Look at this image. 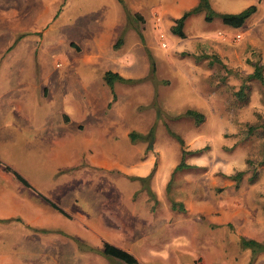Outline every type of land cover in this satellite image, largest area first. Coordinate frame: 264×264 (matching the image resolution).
I'll list each match as a JSON object with an SVG mask.
<instances>
[{
  "label": "rangeland",
  "instance_id": "obj_1",
  "mask_svg": "<svg viewBox=\"0 0 264 264\" xmlns=\"http://www.w3.org/2000/svg\"><path fill=\"white\" fill-rule=\"evenodd\" d=\"M160 1L125 0L131 10L135 2L139 3L147 19L139 13L129 18L122 36L117 37H122L125 47H131L135 54L120 61L126 67L123 72L130 73L133 81L114 84L118 97L115 111L96 109L92 115L106 122L118 136V141L101 145L114 148L120 144L127 165L135 160L146 170L142 181L134 175H103L108 184L107 198L112 201L120 196L125 215L144 214L143 207L157 220H169V230L197 237L199 252L194 260L173 250V264H264V251L254 253L241 245V238L264 244V86L251 77L256 64L263 67L264 75V0H210L218 12H239L250 4L257 9L241 28L229 27L219 18L206 22L203 12L193 14L185 21L183 37L173 34L168 24L154 27L153 10ZM43 2L53 9L59 5L58 0ZM63 5L62 16L54 22L43 23V17L42 22L36 26L30 23L27 33L20 32L13 39L20 41L16 43L14 62L20 54L27 55L29 46H35L29 74L32 62L37 64L46 57L43 70L55 77L49 82H63L54 84L48 100L40 101L39 96V103L48 105V109L54 95L68 90L67 83L72 79L66 74H86V80L102 82L103 70L97 71V65L81 61L78 66L68 65L74 52L69 42L74 41L85 51V47L91 48L93 32L88 35L84 24L85 0H62ZM60 37L64 40L52 49L49 45ZM44 41L47 47H42ZM123 48L122 42L115 52ZM48 52L52 54L48 56ZM58 62L60 66H56ZM110 64L114 63L106 65ZM3 65L1 62L0 68ZM59 85H64L63 89ZM101 86L112 100L105 82ZM188 109L202 114V121L185 115ZM125 128L144 137L132 142L122 136ZM169 131L180 136L183 145ZM181 148L201 151L186 155L188 167L174 171L181 160ZM152 169L153 174L148 176ZM238 172H243L239 179L235 177ZM155 176H159L163 191L158 198L148 196V204H144L141 196ZM77 194L85 197L84 192ZM130 194L137 201L139 213L128 200ZM212 220H220V225ZM192 225L196 226L194 235Z\"/></svg>",
  "mask_w": 264,
  "mask_h": 264
},
{
  "label": "crops",
  "instance_id": "obj_2",
  "mask_svg": "<svg viewBox=\"0 0 264 264\" xmlns=\"http://www.w3.org/2000/svg\"><path fill=\"white\" fill-rule=\"evenodd\" d=\"M58 1L53 9L43 0H0V63L4 62L0 68V264H119V259L103 253L105 243L131 254L138 264H173V250L194 260L199 252L197 237L169 230V220H157L142 206L144 214L125 215L120 196L109 201L108 184L103 181V175L110 174L134 175L141 181L146 177L144 166L139 167L137 161L127 165L120 144L114 148L101 145L116 141L118 136L106 122L93 117L96 109L111 112L117 107L101 86L104 72L131 77L123 72L126 67L120 61L135 54L131 47H125L122 37L117 46V37L122 36L134 14L146 19L140 4L135 2L131 10L125 0H85L84 24L88 35L93 32V45L82 51L79 44L70 41L75 53L69 55L68 65L78 66L79 61L97 65V71L103 70L102 82L86 80V74H66L72 79L67 83L70 94L68 90L58 92L48 109L39 103V96L40 101L48 100L54 84L63 82H49L55 77L43 70L46 57L37 64L32 62L29 74L35 46H29L27 55L20 54L14 62L20 41L13 39L20 32L27 33L28 25L36 26L43 17V23L61 17L64 5ZM198 1H160L153 10L154 27L168 24L170 30ZM63 40L60 37L49 46L56 48ZM122 42L124 48L115 52ZM42 47H47L45 41ZM108 62L114 64L106 65ZM57 87L63 89L64 85ZM132 132L125 128L122 136L134 142ZM88 178L91 181L86 184ZM146 191L141 196L144 204H148V196H161L159 176ZM78 192H84L85 197ZM128 200L135 211L137 201L131 194ZM212 221L220 225V220ZM192 234H196L194 225Z\"/></svg>",
  "mask_w": 264,
  "mask_h": 264
},
{
  "label": "trees",
  "instance_id": "obj_3",
  "mask_svg": "<svg viewBox=\"0 0 264 264\" xmlns=\"http://www.w3.org/2000/svg\"><path fill=\"white\" fill-rule=\"evenodd\" d=\"M256 9H257V7L255 4H250L249 6L245 7L244 9H242L239 12H231V13L230 12H218L212 8L209 0H199L198 3L194 7H192L189 10L184 11L183 14L175 20L174 24L170 28V31L173 34H176L180 37H183L184 36L183 28L185 25V21L191 15L199 13V12L204 13V20L206 22H211L214 18H219L223 24H225L229 27L241 28L244 25L245 21L254 12H256ZM134 16H138V14H134ZM120 42H121V38L118 39L117 46L120 44ZM151 69L154 70V62L153 61H151ZM262 70H263V67L259 64H256L254 67V71L251 74V77L254 79H257L264 86V75H263ZM103 80H104L105 84L109 87V89L112 93V100L111 101H114L116 99V95H115L114 90H113L114 83L116 81L121 82V83L133 81L130 78H125V77L121 76L120 74H118L116 72H112L110 70L104 72ZM185 115L192 117L197 122H200L203 119L202 114H200L199 112H197L193 109L186 110ZM149 133H152V130H150ZM169 133L171 134V136H173L179 142L180 145H183V140L180 136H178L177 134H175L171 131H169ZM143 137H144L143 135H141L139 133H135V132H132L130 134V138L133 141L137 140V139H142ZM147 149H150V145L148 146ZM200 151H201V149L186 150L185 148H181V160L175 166L174 171L182 169V168H187L188 165L184 162V157L186 155H190V154H198ZM152 174H153V169L150 171L148 176H151ZM242 175H243V172H238L235 175V177L237 179H239V178H241ZM253 177H254V175L251 176L249 178V180H252ZM241 245L245 248H250L251 251L254 253L259 252V251H264V244L261 242H258L255 239L241 238ZM103 253L107 256L117 258L120 261H123L124 263H127V264H138L137 260L131 254H129L126 251H123L121 249H118L114 246H111L108 243L104 244Z\"/></svg>",
  "mask_w": 264,
  "mask_h": 264
},
{
  "label": "built area",
  "instance_id": "obj_4",
  "mask_svg": "<svg viewBox=\"0 0 264 264\" xmlns=\"http://www.w3.org/2000/svg\"><path fill=\"white\" fill-rule=\"evenodd\" d=\"M237 36H238V38L240 37V35H237ZM162 45L165 46V42H162ZM60 65H61L60 62H58V63L56 64V66H60Z\"/></svg>",
  "mask_w": 264,
  "mask_h": 264
}]
</instances>
